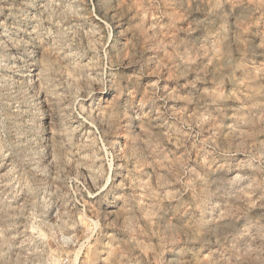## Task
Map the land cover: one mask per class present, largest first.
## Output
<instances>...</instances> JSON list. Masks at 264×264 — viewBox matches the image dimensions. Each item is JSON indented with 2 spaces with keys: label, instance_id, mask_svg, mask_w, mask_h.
<instances>
[{
  "label": "clouds",
  "instance_id": "obj_1",
  "mask_svg": "<svg viewBox=\"0 0 264 264\" xmlns=\"http://www.w3.org/2000/svg\"><path fill=\"white\" fill-rule=\"evenodd\" d=\"M0 264H264V0H0Z\"/></svg>",
  "mask_w": 264,
  "mask_h": 264
}]
</instances>
